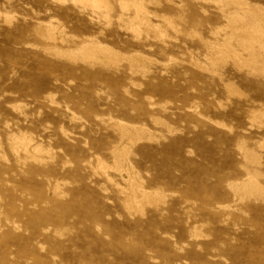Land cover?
<instances>
[{
  "label": "rangeland",
  "instance_id": "obj_1",
  "mask_svg": "<svg viewBox=\"0 0 264 264\" xmlns=\"http://www.w3.org/2000/svg\"><path fill=\"white\" fill-rule=\"evenodd\" d=\"M53 1L0 0V264H264V193L241 200L229 188L252 168L241 141L260 157L264 186V120L251 117L264 111V60L235 63V44L211 49L234 34L226 9L249 3L262 16L264 0H227L226 9L144 0L162 37L130 29L134 11L118 0L94 14ZM48 23L54 44L42 36ZM84 41L120 58L86 62L52 49L68 54ZM111 120L146 131L125 165L146 191L160 189L157 206H125L127 175L110 169L121 144ZM12 135L32 139L40 155H15ZM98 160L110 168L101 172Z\"/></svg>",
  "mask_w": 264,
  "mask_h": 264
},
{
  "label": "bare ground",
  "instance_id": "obj_2",
  "mask_svg": "<svg viewBox=\"0 0 264 264\" xmlns=\"http://www.w3.org/2000/svg\"><path fill=\"white\" fill-rule=\"evenodd\" d=\"M55 1V0H54ZM53 1V2H54ZM60 0H58L59 2ZM73 5L76 4V3H80V4H77V5H80L82 7V9H88L89 7L92 9V13H93V10H97V11H101L104 10L106 11L107 9H109V2H107L106 0H70ZM151 2V0H149ZM159 1V0H158ZM157 1V2H158ZM204 1V0H202ZM201 1V2H202ZM208 2H213L215 5H218L221 9L226 7V2L227 0H207ZM230 1V0H229ZM228 1V2H229ZM234 1V0H233ZM237 1V0H235ZM246 1V0H245ZM61 2V1H60ZM59 2V3H60ZM62 2H64V0H62ZM232 2V0H231ZM247 2V1H246ZM57 3V2H56ZM143 3H144V0H118V4L119 7H121L120 10H122V12L124 11L125 12H128V11H134V18H132L131 20H129L127 26L132 29V30H135L138 34L142 33L143 32V29H153L155 32H158L161 37L164 36V32L161 31V27L162 26H159V25H153L151 27V24H150V21H149V14L146 13L145 11V8L143 6ZM149 3V2H148ZM153 3V2H152ZM151 3V4H152ZM166 3V2H165ZM233 3V2H232ZM249 5V3H247ZM247 4H242L239 6V8H237L239 11L238 12H235V13H231L229 14L227 17H225L224 19L225 22H227L226 24V28H228L229 30L231 29L232 31L235 30L237 32L234 31V34L236 35L237 33V36H235L234 34H225V31H224V34H225V37L223 39V43H219V42H216L215 45H212L211 49H213V53L215 54H219L218 51H223V50H228V49H234V46L233 44H235L237 50H233L235 53V58H232L235 60L238 61V63H243V62H248V64L251 63L254 64V65H257L258 61L260 60H264V12L261 13L262 16H258V14L256 13V10H252V9H255L256 5L254 6V8L252 7V9L250 8V6H248ZM149 5V4H147ZM233 5V4H232ZM75 6V5H74ZM156 6V5H155ZM176 6V5H175ZM89 8V9H90ZM178 8V7H177ZM182 8V7H181ZM220 9V10H221ZM257 9V8H256ZM110 10V9H109ZM258 10V9H257ZM264 10V9H263ZM263 10H258L257 12H262ZM85 11V10H84ZM96 11V12H97ZM103 12V11H102ZM95 13V12H94ZM93 13V14H94ZM105 13V12H104ZM250 13H252L253 15H251ZM106 14V13H105ZM204 14V13H203ZM260 14V15H261ZM7 15V14H6ZM104 14L102 13L101 16H103ZM153 15V13H152ZM249 15V16H248ZM251 15V16H250ZM257 15V16H256ZM162 16V15H161ZM108 17V16H107ZM99 18V17H98ZM106 18V17H104ZM103 18V19H104ZM120 18V17H119ZM118 18V20H119ZM102 19V17H101ZM108 19V18H106ZM105 19V20H106ZM153 19V18H152ZM158 20V19H156ZM163 22H165L168 26H172V24L170 23L169 20L167 19H162ZM91 21V20H90ZM101 21H104V20H101ZM172 22V21H171ZM49 24V23H48ZM126 27V25H125ZM174 27V26H172ZM171 27V28H172ZM108 28V27H107ZM175 28V27H174ZM54 28H52V25L49 24V25H45L44 27V33H43V38L44 40L47 39V41H50L51 43L54 44V42L56 41L55 40V35H54ZM57 29V28H56ZM119 29V28H118ZM177 29V28H176ZM214 29V28H213ZM218 29V28H217ZM222 29V28H221ZM165 30V29H164ZM54 31V32H53ZM123 31V30H121ZM133 32V31H132ZM148 32V31H147ZM217 32V30H216ZM215 32V33H216ZM220 32H222V30H220ZM218 32V33H220ZM231 32V31H230ZM238 32H239V35H238ZM217 33V34H218ZM241 33V34H240ZM185 34V33H184ZM214 35V33H213ZM216 35V34H215ZM195 36V35H194ZM139 37V36H138ZM198 39V38H197ZM87 40V39H86ZM154 40V39H152ZM219 43V44H218ZM54 48L52 47V49H54V53L58 56H62L64 58V56H71V54H74L76 53L77 56L79 57V55H81L80 57L85 60L86 62L89 61V62H103V61H107L108 63L111 62V64H113V62H116L115 60L117 58H120L118 57L119 55H121L120 53L118 52H115L113 49L107 47V46H104L98 42H93V41H88V42H82L80 44V46L78 48H76L74 50V52H72L73 50H69L71 52H69L67 50V52H69L68 54L63 51V50H60L59 48L56 49L55 46L56 45H53ZM49 49H47V52H48ZM217 50V51H215ZM52 51V52H53ZM208 51H211V50H208ZM224 51V52H225ZM232 51V53H233ZM228 52V51H227ZM211 53L212 55L209 56L210 57V61H211V64L214 62V58L216 57H219V56H214V54ZM229 53V52H228ZM135 55L137 53H134ZM134 54H131V58L134 57L132 55ZM215 54V55H216ZM227 54V53H226ZM228 55V54H227ZM232 55V54H231ZM69 56V58H70ZM75 56V57H77ZM126 57L125 55H122V58ZM141 56V55H140ZM139 56V57H140ZM73 59L74 55L71 56ZM130 57V55H129ZM137 57V56H136ZM135 57V58H136ZM138 57V58H139ZM143 57V56H141ZM229 57V56H228ZM61 58V59H63ZM80 58V59H81ZM128 58V56H127ZM126 58V59H127ZM130 58V59H131ZM231 58V59H232ZM66 59V58H65ZM68 59V58H67ZM78 58H74V60H77ZM125 59V60H126ZM133 59V58H132ZM141 59V58H140ZM143 59V58H142ZM129 60V59H127ZM144 60V59H143ZM207 60V59H205ZM235 60V61H236ZM71 61V60H69ZM131 61V60H129ZM216 61V60H215ZM237 61L235 63H237ZM84 62V61H83ZM84 62V63H86ZM119 62V60H118ZM132 62H137V61H134L132 60ZM131 62V63H132ZM142 62V61H141ZM104 63V62H103ZM102 63V64H103ZM117 63V62H116ZM126 63H128L126 61ZM260 63V62H259ZM76 64V63H75ZM101 64V65H102ZM105 64V63H104ZM107 64V63H106ZM121 64V63H119ZM134 64V63H133ZM262 64V63H261ZM264 64V63H263ZM263 64L261 66H263ZM88 65H91V64H88ZM108 65V64H107ZM110 65V64H109ZM115 65V64H114ZM118 65V64H117ZM129 65V63H128ZM137 65H139V63H135L134 64V67H137ZM143 64H141V67H142ZM199 65V64H198ZM106 65H104L105 67ZM145 66V65H144ZM248 66V65H247ZM260 66V65H259ZM109 67V66H108ZM107 67V68H108ZM133 67V68H134ZM214 66H212L213 68ZM235 67V66H234ZM264 67V66H263ZM106 68V67H105ZM117 68V67H116ZM140 69V70H143L144 67L140 68V66H138L137 68L135 69ZM236 68V67H235ZM138 69V70H139ZM113 70V69H112ZM137 70V71H138ZM215 70V69H214ZM245 70V69H243ZM145 71V69H144ZM213 72V71H212ZM264 72V70L262 71ZM144 73V72H143ZM135 74V73H134ZM254 74V73H253ZM264 74V73H263ZM208 75V73H207ZM216 75V74H215ZM217 76V75H216ZM144 77V76H143ZM225 87V86H224ZM227 88V87H225ZM229 88H227L228 90ZM226 91V90H225ZM235 94V93H234ZM234 97V96H233ZM241 98V97H239ZM149 102V101H148ZM221 105V104H220ZM251 116V115H250ZM253 119L255 120H259V124L260 125H263V122L260 123V121L264 120V111H257V112H253L252 113V116H251ZM150 118V117H149ZM251 119V120H253ZM110 120V119H109ZM159 120V119H158ZM250 120V121H251ZM254 120V121H255ZM155 121V120H154ZM253 121V122H254ZM111 122L114 124L115 126V129L117 130L118 132V135H119V138H120V141H121V144L116 147L115 149H112V162H113V165H111V168L110 166H108L110 169L116 171V172H119L121 174V172H125V174L123 175L122 173V176H126L127 180L125 181V186L126 187H123L125 189H122V188H119L120 190H125L126 192L124 193V196H125V200H124V204L125 206H128V208H133L135 210H138L140 211L143 207H145L146 205L149 206V203L153 202L154 206L156 205V203L158 202L157 200H159V198H164L162 196V193L160 196V193L158 192V190L160 191V189H158L157 191L154 190V191H146L143 186H142V183H140V179L138 181V178H136L132 173L131 171L128 169V166H126V161H128L129 163V160H127V157H128V153H129V147L128 145L130 143H132L133 141L135 142V140H142V138H144V136L146 135V131L144 130V128L142 126H136V125H130V124H126L124 122H121V121H112ZM257 122V121H256ZM67 135V134H66ZM13 136V135H12ZM10 137L9 136V140H12L13 143L11 144L12 148L11 150L14 152L15 155H17L19 152H23V154L26 156L27 155H30L32 152L34 155L33 156H36V154L41 150V147L38 146V145H31L33 142L32 139L28 138V137H25V136H13V137ZM65 136V135H64ZM140 140V141H141ZM11 141V142H12ZM137 142V141H136ZM260 143V142H259ZM258 143V144H259ZM259 148H263L264 149V138L262 140V142L257 145ZM113 148V147H112ZM132 150V149H131ZM131 150H130V153H131ZM238 150L239 152L241 153V157L243 159L244 162H247L248 164L246 165H251V169L250 168H246L244 166H242L241 168L244 169V172H245V176L243 177L244 179L243 180H240L239 182H237L236 184H229L230 185V190H232L231 192L233 193V191L235 192L234 193V198H235V195H239V199L243 200L244 198L246 199V197H244L243 195L246 193V195H251L250 193H264V186L261 185L260 183H258V179L257 176H258V170L261 169V162H260V157L258 156V154H256L253 150L249 149L248 147H246L245 145V141H241V143L238 145ZM111 151L109 153H111ZM42 153V152H41ZM44 154V153H42ZM40 155V154H39ZM38 155V156H39ZM130 155V154H129ZM133 154H131L132 156ZM18 156V155H17ZM42 156V155H41ZM19 158V157H18ZM33 158V157H32ZM30 158V159H32ZM4 160L6 158H3ZM35 159V158H34ZM33 160V159H32ZM36 160V159H35ZM97 160V159H96ZM34 161V160H33ZM37 161V160H36ZM35 161V162H36ZM40 161V160H39ZM38 161V162H39ZM34 162V163H35ZM40 163V162H39ZM43 163V162H41ZM131 163H129L130 165ZM89 165V164H88ZM97 167L98 169L101 171V172H105L107 170L108 167H106L104 165V163H102L101 161H97ZM96 167V168H97ZM127 167V168H126ZM108 168V169H109ZM93 169V168H92ZM135 170V169H134ZM133 170V171H134ZM136 172V171H134ZM118 173V174H119ZM137 173V172H136ZM103 174V173H102ZM263 174V173H262ZM97 175V174H96ZM138 175V173H137ZM121 176V175H120ZM119 176V178H120ZM259 177V176H258ZM124 178V177H123ZM122 179V177H121ZM142 180V179H141ZM122 181V180H121ZM111 182V181H110ZM117 187V186H116ZM56 189V188H55ZM58 189V188H57ZM57 191V190H56ZM57 193V192H56ZM123 193V192H122ZM121 193V194H122ZM237 193V194H236ZM258 193V194H259ZM247 195V197H248ZM254 195V194H253ZM256 195V194H255ZM250 196V197H251ZM122 197V196H121ZM238 197V196H236ZM258 198V195L257 197ZM157 199V200H156ZM238 199V200H239ZM248 199V198H247ZM246 199V200H247ZM259 199V198H258ZM157 201V202H156ZM162 201V200H160ZM240 201V200H239ZM249 201V200H248ZM156 202V203H154ZM242 202V201H241ZM255 203H258V202H255ZM263 203V202H262ZM145 204V206H144ZM162 204V203H161ZM151 205V204H150ZM165 205V204H164ZM143 206V207H142ZM152 206V205H151ZM157 206V205H156ZM127 209V208H126ZM128 210V209H127ZM129 211V210H128ZM132 211V210H131ZM137 211V212H138ZM143 211V209L141 210ZM136 212V211H135Z\"/></svg>",
  "mask_w": 264,
  "mask_h": 264
},
{
  "label": "crops",
  "instance_id": "obj_3",
  "mask_svg": "<svg viewBox=\"0 0 264 264\" xmlns=\"http://www.w3.org/2000/svg\"><path fill=\"white\" fill-rule=\"evenodd\" d=\"M213 3V2H212ZM227 5H228V3L226 2V7H227ZM226 7H224L225 9H226ZM223 8V9H224ZM239 10L237 9V10H235V11H233V12H231V11H227V9H226V11H224L222 14L225 16V17H227L229 14H231V13H235V12H238Z\"/></svg>",
  "mask_w": 264,
  "mask_h": 264
}]
</instances>
